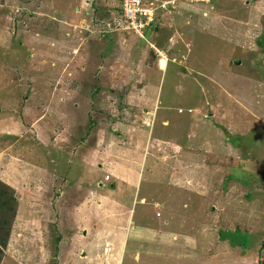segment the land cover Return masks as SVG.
<instances>
[{
  "label": "rangeland",
  "instance_id": "obj_1",
  "mask_svg": "<svg viewBox=\"0 0 264 264\" xmlns=\"http://www.w3.org/2000/svg\"><path fill=\"white\" fill-rule=\"evenodd\" d=\"M154 3L0 0V264H264V0Z\"/></svg>",
  "mask_w": 264,
  "mask_h": 264
},
{
  "label": "built area",
  "instance_id": "obj_2",
  "mask_svg": "<svg viewBox=\"0 0 264 264\" xmlns=\"http://www.w3.org/2000/svg\"><path fill=\"white\" fill-rule=\"evenodd\" d=\"M159 6L154 0H120V14L124 31H132L144 39V33L154 21Z\"/></svg>",
  "mask_w": 264,
  "mask_h": 264
},
{
  "label": "trees",
  "instance_id": "obj_3",
  "mask_svg": "<svg viewBox=\"0 0 264 264\" xmlns=\"http://www.w3.org/2000/svg\"><path fill=\"white\" fill-rule=\"evenodd\" d=\"M120 1V0H119ZM161 20H160V13H157L156 14V16H155V18H154V21L151 23V25H150V35H151V30H153V32H154V30H156V27H157V25H158V23L160 22ZM148 28V29H149ZM146 34H149L146 30H145V33H144V36H146ZM138 38V37H137ZM140 41H145V39H140V38H138ZM152 53H153V55H155V53L152 51ZM0 185L2 186V187H4L6 190H9L10 192H11V194H12V199L10 198V200L11 201H1L2 203H4L7 207H10L11 205H12V207H13V201L12 200H14V198H13V190H11V188H9L8 186H6V185H4L3 183L1 184V182H0ZM4 195H3V193H2V195L0 194V198H2ZM3 205V204H2ZM8 211H11V212H13V208H12V210H8ZM15 216V215H14Z\"/></svg>",
  "mask_w": 264,
  "mask_h": 264
},
{
  "label": "bare ground",
  "instance_id": "obj_4",
  "mask_svg": "<svg viewBox=\"0 0 264 264\" xmlns=\"http://www.w3.org/2000/svg\"><path fill=\"white\" fill-rule=\"evenodd\" d=\"M162 65H163V67H165V62H164V60L162 61Z\"/></svg>",
  "mask_w": 264,
  "mask_h": 264
},
{
  "label": "crops",
  "instance_id": "obj_5",
  "mask_svg": "<svg viewBox=\"0 0 264 264\" xmlns=\"http://www.w3.org/2000/svg\"><path fill=\"white\" fill-rule=\"evenodd\" d=\"M7 134H8V132H6ZM8 135H10V134H8ZM191 244H192V242H191Z\"/></svg>",
  "mask_w": 264,
  "mask_h": 264
},
{
  "label": "clouds",
  "instance_id": "obj_6",
  "mask_svg": "<svg viewBox=\"0 0 264 264\" xmlns=\"http://www.w3.org/2000/svg\"><path fill=\"white\" fill-rule=\"evenodd\" d=\"M159 61V60H158Z\"/></svg>",
  "mask_w": 264,
  "mask_h": 264
}]
</instances>
